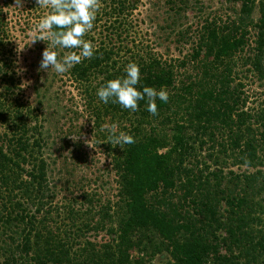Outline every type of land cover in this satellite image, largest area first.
Wrapping results in <instances>:
<instances>
[{
	"label": "trees",
	"instance_id": "1",
	"mask_svg": "<svg viewBox=\"0 0 264 264\" xmlns=\"http://www.w3.org/2000/svg\"><path fill=\"white\" fill-rule=\"evenodd\" d=\"M224 1L232 14L200 16L198 0L165 1L162 29L192 38L190 57L180 60L131 35L133 0H101L85 37L96 54L68 75L111 156L118 189L113 200L83 192L63 208L44 157L46 97L40 93L38 107L24 97L0 13V264H156L157 257L158 264H264V102L247 107L235 72L254 75L264 91V0ZM188 7L199 15L196 27L181 22ZM129 62L140 66L138 87L169 93L167 103L157 100V115L143 101L131 112L96 96ZM112 123L135 143L112 145L103 127ZM227 165L246 169L227 172Z\"/></svg>",
	"mask_w": 264,
	"mask_h": 264
},
{
	"label": "rangeland",
	"instance_id": "2",
	"mask_svg": "<svg viewBox=\"0 0 264 264\" xmlns=\"http://www.w3.org/2000/svg\"><path fill=\"white\" fill-rule=\"evenodd\" d=\"M6 0H0V13L7 18L6 41L10 48H14L15 69L20 79V87L24 97L34 106L40 93L43 98L42 107L44 121V134L47 138V148L44 157L47 159L50 188L55 191L54 203L56 207L63 208L72 200L80 202L83 192H96L98 198L105 202L108 198L115 199L117 193V176L112 169L111 156L105 150L103 141L95 140L94 131L88 111L85 110L84 97L78 83L71 79L68 72L57 74L54 70H40L42 53L46 41L38 40L36 28L41 16L50 9L30 6V0H9L10 5L5 6ZM166 0H133L135 10L129 17L132 26L130 33L142 45H150L153 50L164 58L183 59L190 57L192 52V38L177 40L176 32L162 29L165 16ZM202 5L200 16L208 13L232 14L228 9L231 4L224 0H198ZM158 5V6H157ZM237 8V5L234 6ZM186 19L181 20L184 27H196L200 21L199 15L188 7L183 11ZM198 16V17H197ZM254 8L253 18H258ZM164 28V27H163ZM103 32V31H101ZM93 33V32H92ZM99 32H96L98 35ZM68 51H65V53ZM237 82L244 85L243 90L249 95L247 107L256 109L264 102V91L254 78L247 76L242 68L236 66ZM80 111H84L80 114ZM87 111V112H86ZM78 112L79 114H76ZM78 116L77 120H74ZM72 119L75 124L70 129ZM65 139V140H62ZM80 151V152H79ZM205 154V150L203 151ZM228 167V168H227ZM243 167L226 166V171L243 172ZM250 171H254L251 169ZM63 215L64 213L60 211ZM58 223L69 226L68 221L54 213ZM64 221V222H63ZM159 263V258L154 259Z\"/></svg>",
	"mask_w": 264,
	"mask_h": 264
},
{
	"label": "clouds",
	"instance_id": "3",
	"mask_svg": "<svg viewBox=\"0 0 264 264\" xmlns=\"http://www.w3.org/2000/svg\"><path fill=\"white\" fill-rule=\"evenodd\" d=\"M20 4L21 0H17ZM39 8L50 9L41 16L36 28L38 40H47V48L42 53L40 70H54L57 74L68 72L84 59H91L96 54L92 41L85 39L93 30L101 8V0H36ZM56 49H68L63 56ZM124 75L107 80L97 88L96 96L103 104H118L121 108L136 112L140 102L146 105L151 115L158 114L157 100L167 103L169 93L165 88L138 87L141 81L140 66L129 62L124 68ZM109 132V142L120 146L135 143V138L124 132L117 133L118 125L112 123L103 126Z\"/></svg>",
	"mask_w": 264,
	"mask_h": 264
}]
</instances>
